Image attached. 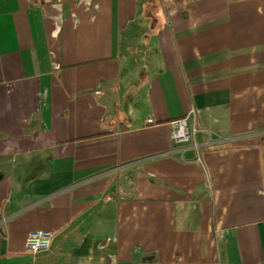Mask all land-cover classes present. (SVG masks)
Here are the masks:
<instances>
[{
    "label": "crops",
    "instance_id": "1",
    "mask_svg": "<svg viewBox=\"0 0 264 264\" xmlns=\"http://www.w3.org/2000/svg\"><path fill=\"white\" fill-rule=\"evenodd\" d=\"M0 264H264V0H0Z\"/></svg>",
    "mask_w": 264,
    "mask_h": 264
},
{
    "label": "built area",
    "instance_id": "2",
    "mask_svg": "<svg viewBox=\"0 0 264 264\" xmlns=\"http://www.w3.org/2000/svg\"><path fill=\"white\" fill-rule=\"evenodd\" d=\"M148 124L154 123L152 119L147 120ZM171 125V139L175 146H183L190 142L197 131L189 126L188 115L173 120ZM54 234L49 231H30L25 240V248L32 254L47 252L52 246Z\"/></svg>",
    "mask_w": 264,
    "mask_h": 264
}]
</instances>
